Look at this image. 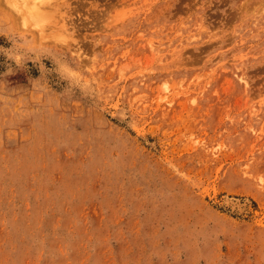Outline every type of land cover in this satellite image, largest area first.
Wrapping results in <instances>:
<instances>
[{
    "label": "rangeland",
    "instance_id": "1",
    "mask_svg": "<svg viewBox=\"0 0 264 264\" xmlns=\"http://www.w3.org/2000/svg\"><path fill=\"white\" fill-rule=\"evenodd\" d=\"M0 264H264V0H0Z\"/></svg>",
    "mask_w": 264,
    "mask_h": 264
},
{
    "label": "bare ground",
    "instance_id": "2",
    "mask_svg": "<svg viewBox=\"0 0 264 264\" xmlns=\"http://www.w3.org/2000/svg\"><path fill=\"white\" fill-rule=\"evenodd\" d=\"M19 2V1H18Z\"/></svg>",
    "mask_w": 264,
    "mask_h": 264
}]
</instances>
